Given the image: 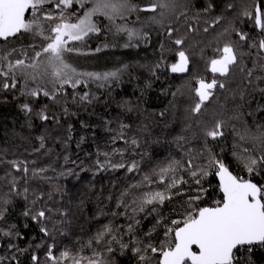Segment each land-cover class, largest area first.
<instances>
[{"label":"trees","instance_id":"trees-1","mask_svg":"<svg viewBox=\"0 0 264 264\" xmlns=\"http://www.w3.org/2000/svg\"><path fill=\"white\" fill-rule=\"evenodd\" d=\"M229 3L235 7L228 9ZM243 4L251 11L256 4L264 7V0H192L191 12L169 26L174 29L172 35L167 34L168 27L161 40L154 41L153 58L146 72L136 68L134 77L105 87L96 103L79 99L83 87L66 88L55 99L26 97L20 82L16 88H0V264H51L46 251L52 244L56 256L65 249L85 257L99 251L107 264H142L133 249L138 244L142 248L148 243L160 245L164 228L157 226L153 230L158 219L163 218L164 224L181 219L189 197L195 195L201 196L195 202L197 207L214 206L222 198L213 169L199 185L188 172L179 170L187 183L179 185L178 194L172 195L177 193L173 188L166 193L171 199L163 204L145 205L144 211H139L143 193L166 190V184L159 183L153 169L158 170L168 159H174L173 154L161 153L155 140H160L168 130L174 132L171 139L181 137L184 141L174 152L181 162L193 159L197 166L206 165L207 147L234 175L264 184V170L249 175L233 155L236 152L259 157L264 153V144L251 140L252 136L264 133V71L254 67L257 50H251L250 58L243 56L225 81L226 88L216 89L201 115L191 111L195 103L191 89L196 86V79L212 78L207 60L213 56V48L218 43L237 41L231 28L253 38L259 36L260 29L254 22L239 15ZM209 5L212 7L205 11ZM216 17H221L223 23L208 27ZM189 25L192 31L188 30ZM225 28L229 31L224 32ZM177 38H183L185 43L176 46L173 41ZM28 39L32 41L31 36L25 35L23 41ZM103 40L104 34L100 33L90 37L88 43L75 46L96 50ZM178 47L189 56V71L184 73L170 70L178 59ZM242 51L249 52L247 45ZM18 56L19 53L13 54V58ZM248 69L253 70L251 77L247 76ZM238 102H242L240 107ZM25 104L31 111L24 109ZM230 117L233 124L228 129L225 125L223 137L213 141L205 136L201 128L206 130L213 124L211 130L215 124L212 121L223 118L225 124ZM237 133L247 134L246 138L240 140ZM130 136L141 137L138 147L126 146ZM165 139L171 140L168 136ZM244 148L249 152H243ZM107 160L125 167L113 168ZM12 161L19 164L21 171L12 166ZM97 161L105 167L101 169ZM133 162L138 170L129 172L127 168ZM25 166L27 173L23 171ZM145 175L154 182L146 183ZM200 188L206 191L199 192ZM79 197L83 207L77 204ZM133 200L137 203L133 204ZM153 207L157 211L153 212ZM40 210L46 211L50 219H32ZM106 225L112 233L106 236V242L95 243L97 233ZM41 227H47L50 235L45 236ZM8 232L11 235H5ZM122 244L127 247L122 249ZM149 254L153 256L151 252L145 253ZM34 255L37 262L32 259ZM236 255L239 264H264V247L256 246L252 251L241 248Z\"/></svg>","mask_w":264,"mask_h":264},{"label":"snow or ice","instance_id":"snow-or-ice-1","mask_svg":"<svg viewBox=\"0 0 264 264\" xmlns=\"http://www.w3.org/2000/svg\"><path fill=\"white\" fill-rule=\"evenodd\" d=\"M175 7V0H150L144 6L132 3V0H0V42L10 44L13 39H20L24 35L32 37V42L27 48L18 49L13 46L10 50L0 52V88H16L17 84L23 80L25 91L22 94L37 97L42 93L45 97L55 99V96L64 92L66 88L75 90L81 85L86 87L89 81L100 82L98 86L104 87V82L118 79L120 69L104 73L80 71L69 62L67 54H80V48L75 45L85 42L92 34L100 33L101 28L97 21L101 18L106 20L116 33H125L131 42L134 39H147V33L127 27L126 22L132 14L154 13L148 17V20L153 24L163 25L164 19L175 10ZM211 7L209 5L205 11ZM234 7L232 3L227 5L228 9ZM239 15L250 18L254 22L255 27L260 29L259 36L253 38L248 33L231 28L237 36V41L218 43L213 48L214 54L207 60V70L212 74V78L210 80L196 79V86L191 89L195 97L194 107L191 109L193 114L201 113L206 103L215 96L216 89L226 88L225 81L233 68L242 62L243 56H251L252 49L257 50L254 67L264 71V7L256 4L250 11L248 6L243 4ZM136 19H140L139 15ZM220 20L221 17H216L208 27H215ZM118 21L125 23H118ZM208 27L204 29L205 32L208 31ZM188 30H193L191 25ZM173 31L174 29L169 27L167 34L171 36ZM228 31V28L224 29V32ZM173 43L176 46H182L185 41L183 38H177ZM244 45H247L249 52L242 51ZM100 50V48L96 49V51ZM14 53H19V56L11 58ZM176 56L178 59L171 64V72L189 71V56L186 51L178 47ZM241 71H244V68H241ZM252 75L253 70L248 69L247 76ZM30 83L35 84L36 87L29 88ZM49 85L51 91L48 88ZM79 99L88 100L89 93L85 92ZM23 107L31 111L27 104ZM41 118L48 119L47 116ZM224 127V122L217 120L214 127L205 132V136L215 141L224 136ZM237 135L240 140H244L247 134L237 133ZM251 140L254 143L264 144V133L260 136H252ZM131 143L135 145L137 141L133 139ZM243 152L248 153L249 149L244 148ZM233 155L243 164L249 175H258L260 170H264V153L259 157L244 156L236 152H233ZM11 163L17 171H21L17 162ZM106 163L113 168L125 167L123 163L112 164L110 160ZM97 164L101 169L105 167V164L99 161ZM211 169L215 170L214 174L219 178L222 198L216 201L214 206L197 207L195 202L200 200L201 196L195 195L189 197L188 207L181 219H172L170 224H164L163 218L158 219L153 230L157 226L164 228V239L160 245L148 243L143 248L133 249L142 264H239L236 253L241 248L246 247L248 251H252L256 246L264 247V184L258 185L252 179L233 175L225 162L218 159L210 149H207L206 165L197 166L193 163V159L186 162L168 159L158 170L153 169V174L159 177V183L166 184V190L143 193L138 205L139 211L143 212L145 205L163 204L165 200L171 199V195L166 193L173 188L177 189V193L172 195L178 194L179 185L187 183L182 177L176 176L179 170L188 172L199 185L201 179L209 175ZM127 170L129 172L138 170L137 163L133 162ZM23 171L27 173L26 166ZM39 171L42 172L44 169ZM35 174L37 173L34 172ZM144 181L148 184L154 182L148 175L144 176ZM198 191L206 190L200 188ZM136 203L137 201L133 200V204ZM152 211L155 212L157 209L153 207ZM25 215L29 213L26 212ZM32 219L49 220L50 216L46 211L40 210ZM40 231L45 236L50 235L47 227H41ZM129 231H132V225H129ZM111 233V227L104 226V229L97 233L95 243L106 242V236ZM5 235H11V233L8 232ZM148 235H151V232ZM125 247L127 245H121L122 249ZM54 248L55 244L49 245L46 251L47 260L51 264H65V262L107 264L103 259V253L99 251L93 252L92 257H85L73 255L65 249L56 256L53 252ZM107 251L111 252V247H108ZM147 252H151L153 256L142 254ZM32 259L34 262L38 261L35 255Z\"/></svg>","mask_w":264,"mask_h":264},{"label":"rangeland","instance_id":"rangeland-1","mask_svg":"<svg viewBox=\"0 0 264 264\" xmlns=\"http://www.w3.org/2000/svg\"><path fill=\"white\" fill-rule=\"evenodd\" d=\"M149 2L150 0H140L137 3L132 1V3L140 5V6L147 5ZM175 3H176L175 10L164 19L163 25L153 24L148 20L149 16L154 15V13H151V12H141L138 14L134 13L128 18L126 22L127 27L138 29L143 33H147V39H139V40L134 39L131 42H129L128 37L125 33H116L114 29L110 28L106 20L102 18L98 20L97 23L99 24L101 28L100 33L104 34L103 42L97 47V48H100L101 50L100 51L90 50V49L86 50L84 48L81 49L82 47H78L80 48L81 53L80 54L78 53L67 54L68 60L70 63L73 64V66H75L80 71L97 72V73L115 71L117 69H120L121 71L119 73L118 79H113V80L104 82L105 83L104 87L98 86V83L100 82H93V81H89L86 87L81 85L80 87H83L84 91L81 93L79 92L78 95L82 96L85 92H87L89 93V99L86 101L96 103L102 94V90L105 87L113 85L117 82L124 81L129 77H134L133 75L137 74V72H134L136 68L138 72H146L145 68L149 64L150 60L153 58V53L151 52V49H152V45L154 41L159 42L161 40V39L159 40V38L162 35L164 29H167L169 26L176 24L182 16L189 14L191 12V9L194 7V5L190 6L192 4V0H175ZM197 6L195 7V9L198 8ZM137 15H139L140 17L139 20L136 19ZM220 21L221 23H223V20H220ZM118 23H125V22L118 21ZM95 35L97 34H92L86 39L85 42L77 43V44L84 45L88 43V40L90 37L95 36ZM21 38L22 39H13L12 43L10 44H5L3 42H0V46H1L0 52L10 50L13 46H15L16 48L28 46V44L32 42V41L29 42L31 38L28 39L27 42H24L23 39L25 38V35ZM126 44H128L129 46L126 47L125 46ZM29 55H31L30 50H29ZM248 58H250V56H248ZM195 75L197 76V74ZM20 84L24 92L25 88H24L23 80L20 81ZM28 87L34 88L36 87V85L30 83ZM48 88L51 91L50 85L48 86ZM154 92L156 93V89H154ZM40 96H43V94L41 93L37 97L26 95V97H32V98H39ZM236 104L238 105V107H240L242 105V102H238ZM17 112H19V110ZM202 113L203 112L201 111V113L197 115H201ZM231 117L226 118L228 120L225 119L226 121L225 125L227 126V129L230 124H233V119ZM217 120L223 121V118H217L215 121H212V123H215ZM211 126L206 128V130H204L203 128L201 129L203 132H206L209 130ZM181 130L179 131L181 132ZM173 133L168 130L166 133L161 135L160 140H157V139L155 140L158 141L159 143V146L162 150L161 153L173 154L174 159L178 160L177 156L174 155L176 154L174 152L176 151V147L183 145L184 141L183 139H179V138L171 139V136H173ZM167 136L171 140H166L165 138ZM140 138H141L140 136H130L126 146L134 145L131 143V141L135 139L137 143L134 146L138 147L141 141ZM205 141L206 140H201V142L203 143H205ZM207 149L209 148L206 147L205 151ZM160 156L161 155H159V157ZM180 171L184 172V170H180ZM214 173H215V170H214ZM176 176L183 177L184 175L180 174V172L178 171L176 173ZM76 185L78 184L76 183ZM82 200L83 199L81 197L78 198V201H77L78 206L83 205ZM138 246L142 248V246H140L139 244ZM142 254L145 255V253H142ZM147 256H151V254Z\"/></svg>","mask_w":264,"mask_h":264},{"label":"water","instance_id":"water-1","mask_svg":"<svg viewBox=\"0 0 264 264\" xmlns=\"http://www.w3.org/2000/svg\"><path fill=\"white\" fill-rule=\"evenodd\" d=\"M234 175V174H233ZM218 181H219V178L217 177Z\"/></svg>","mask_w":264,"mask_h":264},{"label":"crops","instance_id":"crops-1","mask_svg":"<svg viewBox=\"0 0 264 264\" xmlns=\"http://www.w3.org/2000/svg\"><path fill=\"white\" fill-rule=\"evenodd\" d=\"M1 47V46H0Z\"/></svg>","mask_w":264,"mask_h":264}]
</instances>
